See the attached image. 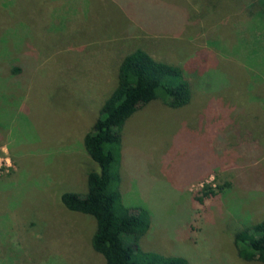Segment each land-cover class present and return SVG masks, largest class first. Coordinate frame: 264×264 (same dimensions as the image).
I'll return each mask as SVG.
<instances>
[{"label": "rangeland", "instance_id": "obj_1", "mask_svg": "<svg viewBox=\"0 0 264 264\" xmlns=\"http://www.w3.org/2000/svg\"><path fill=\"white\" fill-rule=\"evenodd\" d=\"M259 10L264 0H0V264H104L93 218L59 196L83 193L97 169L81 139L136 47L195 72L187 104L150 101L119 129L121 200L151 216L140 247L260 264L232 240L264 217ZM204 186L216 194L198 201Z\"/></svg>", "mask_w": 264, "mask_h": 264}, {"label": "trees", "instance_id": "obj_2", "mask_svg": "<svg viewBox=\"0 0 264 264\" xmlns=\"http://www.w3.org/2000/svg\"><path fill=\"white\" fill-rule=\"evenodd\" d=\"M256 15L264 23V10ZM179 63L159 60L136 47L118 62L116 82L101 102L97 116L82 136V147L97 169L85 174V191H64L59 200L71 211L94 220L89 239L91 249L100 254L104 264H190L178 255L144 250L139 238L150 224V213L139 204L122 202L117 183L119 129L138 108L150 101H160L177 108L190 100V76ZM220 186H218L219 188ZM198 201L216 194L210 187L198 190ZM233 234L237 256L246 261L264 264V217Z\"/></svg>", "mask_w": 264, "mask_h": 264}]
</instances>
